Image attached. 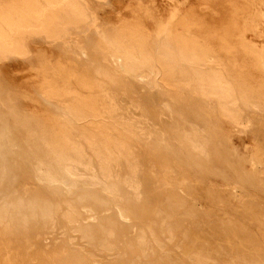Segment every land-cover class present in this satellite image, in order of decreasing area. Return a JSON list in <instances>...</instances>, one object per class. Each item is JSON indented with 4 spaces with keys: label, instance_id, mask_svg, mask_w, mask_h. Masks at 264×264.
<instances>
[{
    "label": "rangeland",
    "instance_id": "1",
    "mask_svg": "<svg viewBox=\"0 0 264 264\" xmlns=\"http://www.w3.org/2000/svg\"><path fill=\"white\" fill-rule=\"evenodd\" d=\"M79 1L89 16L58 39L28 29L22 56L0 49V264H264V0ZM184 11L205 64L179 56ZM123 30L148 36L151 67L107 58L102 35ZM59 122L82 157L58 146Z\"/></svg>",
    "mask_w": 264,
    "mask_h": 264
},
{
    "label": "bare ground",
    "instance_id": "2",
    "mask_svg": "<svg viewBox=\"0 0 264 264\" xmlns=\"http://www.w3.org/2000/svg\"><path fill=\"white\" fill-rule=\"evenodd\" d=\"M1 3V2H0ZM203 4H205V2L203 3ZM230 4V3H229ZM235 5V4H234ZM243 5V4H242ZM204 6V5H203ZM211 6V5H210ZM205 7H206V4H205ZM205 7H204V9H205ZM208 9H210V8H208ZM205 10H207V9H205ZM212 11V10H211ZM190 13V12H189ZM189 13L188 12H185L184 11V13L179 17V19L177 20V22H176V25L174 26V27H176V32H175V42H176V44H177V49H178V53H179V56H180V58L181 59H183V60H188V61H192V63L193 62H197V63H202L203 61L205 62V60H207V59H211V53L210 52H208L207 50H206V48H202L197 42H192L191 40H189V38H188V36L185 34V31H186V29H187V31H188V28L190 27L191 28V26L192 25H194L195 24V21H194V19H192L191 18V16L189 15ZM89 16V14H87V10H86V8L80 3V1L79 0H8V1H6V2H3V3H1L0 4V49H3V51L5 52H8V54H14V55H18V56H22L24 53H25V47H24V45H25V43H24V45H23V41H22V37L24 36L23 35V33L25 32V31H27L28 29H38V30H40V31H42V32H45L46 33V35H47V37L48 38H55V40H56V38L59 36V34L64 30V27L65 26H67L68 27V25L70 26V24H78V23H81V22H85V20L87 19V17ZM262 16V15H261ZM90 21V20H89ZM94 21V20H93ZM88 22V21H87ZM86 22V23H87ZM198 22V21H197ZM263 22H264V20H263ZM262 22V23H263ZM93 23H95V21L93 22ZM200 23V22H199ZM83 24V23H82ZM85 24V23H84ZM233 24H234V22H233ZM86 25V24H85ZM203 25V24H202ZM225 25V24H224ZM224 25H222V26H224ZM228 25V24H227ZM78 25H76L75 27H77ZM82 26V25H81ZM92 26V25H91ZM194 26H198V25H194ZM67 27H65V28H67ZM78 27H80V26H78ZM82 27H84V26H82ZM234 27H235V24H234ZM189 28V29H190ZM193 28V27H192ZM200 28V27H199ZM228 28V27H227ZM230 28H231V26H230ZM229 28V29H230ZM196 30H197V27L195 28ZM219 29V28H218ZM223 29V28H222ZM225 29H226V27H225ZM238 29V28H237ZM37 30V31H38ZM68 30V29H67ZM78 30V29H77ZM192 30V29H191ZM217 30V29H216ZM219 30H221V29H219ZM228 30V29H227ZM230 30H234L233 28L232 29H230ZM229 30V31H230ZM30 31V30H29ZM32 31V30H31ZM34 31V30H33ZM124 31V30H123ZM194 31V30H193ZM200 31V30H199ZM223 31V30H222ZM225 31V30H224ZM223 31V32H224ZM231 31V32H232ZM236 31V30H235ZM41 32V33H42ZM67 32V31H66ZM203 32V31H202ZM220 32V31H219ZM26 33V32H25ZM31 33V32H30ZM33 33V32H32ZM35 33V32H34ZM38 33V32H37ZM62 33H64V32H62ZM61 33V34H62ZM104 33V32H103ZM204 33V32H203ZM202 33V34H203ZM209 33V32H208ZM225 33H228V32H225ZM60 34V35H61ZM188 34V33H187ZM196 34H198V32L196 33ZM202 34H200V37L202 36ZM264 34V33H263ZM23 35V36H22ZM223 35V34H222ZM227 35V34H226ZM229 35H231V33L229 34ZM27 36V35H26ZM206 37H207V35H205ZM219 36V35H218ZM233 36V35H232ZM61 37V36H60ZM67 37V36H66ZM215 37V36H214ZM223 37V36H222ZM203 39H204V37H202ZM211 38H213V37H211ZM219 38V37H218ZM225 38H226V36H225ZM58 39V38H57ZM60 39V38H59ZM198 39V38H197ZM200 39V38H199ZM210 39V38H209ZM209 39H208V41H209ZM152 40V39H151ZM150 40V41H151ZM205 41H206V39H204ZM219 40V39H218ZM232 40V39H231ZM200 41V40H199ZM216 41H217V39H216ZM211 42H213V40L211 41ZM218 42V41H217ZM216 42V43H217ZM219 42H221V41H219ZM218 42V43H219ZM102 46H100L101 47V49L103 48V50H104V53L106 54V56H107V58H111L114 62L115 61H119L120 62V67H121V69L122 70H125V69H127L129 66H133L134 67V65H130V63L131 64H133L132 63V61H134V60H136V61H138L140 64L139 65H141L142 67L143 66H149V64L150 65H152L153 64V56H154V54H153V56H152V49H151V47H150V44H149V38H148V36L147 35H145L141 30H136V31H132V30H126V31H124V32H122V33H120L119 35L117 34V35H115V36H109L108 35V33H104L103 35H102ZM100 43V44H101ZM233 43V42H232ZM231 43V44H232ZM210 45H213V43L211 44L210 43ZM218 45V47H219V44H217ZM226 45V44H225ZM225 45H223V46H225ZM215 46V45H214ZM221 46H222V44H221ZM220 46V47H221ZM232 46V45H231ZM166 50H165V53H164V55L163 56H171L170 54H169V45H166ZM213 48H215V47H213ZM224 48V47H223ZM262 48V47H261ZM208 49V48H207ZM216 49V48H215ZM230 49V48H229ZM233 49H234V46H233ZM239 49V48H238ZM237 50V49H236ZM261 50V49H260ZM164 51V50H163ZM167 51H168V53H167ZM216 51V50H215ZM227 51V50H226ZM229 51V50H228ZM227 51V52H228ZM232 51V50H231ZM262 51V50H261ZM101 52H102V50H101ZM217 52H218V49H217ZM103 53V52H102ZM101 53V54H102ZM163 53V52H162ZM219 53V52H218ZM251 54V53H250ZM255 54V53H254ZM259 54V53H258ZM103 55L104 54H102V57H103ZM161 55V54H160ZM214 55V54H213ZM252 55V54H251ZM7 56V55H6ZM106 56H104L105 58H106ZM174 56V55H173ZM256 56V55H255ZM260 56H261V54H260ZM263 56V55H262ZM104 57L102 58V59H104ZM162 57V56H161ZM161 57H159V58H157L158 60L161 58ZM259 57V56H258ZM173 58V57H172ZM175 58V57H174ZM179 58V59H180ZM219 58V57H218ZM217 58V59H218ZM261 58H263V57H261ZM110 59V60H111ZM162 59H164V58H162ZM166 59V58H165ZM220 59H221V57H220ZM220 59H219V61H220ZM252 59H255V58H253L252 57ZM264 59V58H263ZM262 59V60H263ZM105 60V59H104ZM109 60V61H110ZM170 60H171V58H170ZM174 60V59H173ZM222 60V59H221ZM256 60V59H255ZM162 61H163V64H164V60H161V63H162ZM167 61V60H166ZM165 61V62H166ZM181 61V60H180ZM186 61H184L183 63L185 64V62ZM225 61V60H224ZM256 61H258V60H256ZM135 62V61H134ZM151 62H152V64H151ZM169 62L170 61H167V63H168V65H170L169 64ZM171 62H172V60H171ZM174 62H176V61H174ZM210 62V61H209ZM107 63H108V61H107ZM110 63V62H109ZM118 63V62H117ZM117 63H115V64H117ZM157 63L159 64L160 62L159 61H157ZM219 63V62H218ZM259 63V62H258ZM134 64H136V63H134ZM155 64V63H154ZM166 64V63H165ZM190 64H191V62H190ZM202 64H205V63H202ZM207 64H209V63H207ZM206 64V65H207ZM222 64V63H221ZM260 64V63H259ZM159 65H161V64H159ZM168 65H167V67H168ZM173 65H175V64H173ZM194 65H196V64H194ZM210 65V64H209ZM226 65V64H225ZM112 66V65H111ZM140 66V67H141ZM155 66V65H154ZM117 67H118V65H117ZM142 67L141 68H139L140 70L142 69ZM149 67H151V66H149ZM160 67H163V66H160ZM166 67V66H165ZM170 67H172V63H171V65H170ZM179 67V66H178ZM225 67V66H224ZM263 67V66H262ZM109 68V67H108ZM114 68V67H113ZM112 68V69H113ZM130 69H131V67H129ZM152 68H154V67H152ZM156 68V67H155ZM176 68V67H175ZM101 69V68H100ZM103 69H105L106 70V68H103ZM110 69V68H109ZM109 69H108V71H109ZM115 69V68H114ZM162 69H164V67L162 68ZM185 69V68H184ZM193 69V68H192ZM98 70V69H97ZM143 70V69H142ZM150 70H152L151 68H150ZM154 70V69H153ZM152 70V71H153ZM160 70V69H159ZM172 70V69H171ZM177 70H179V68L177 69ZM181 70H183V69H181ZM186 70V69H185ZM196 70V69H195ZM112 71V70H111ZM110 71V72H111ZM127 71V70H126ZM135 71V70H134ZM137 71V70H136ZM139 71V70H138ZM144 71V70H143ZM142 71V72H143ZM146 71H148V70H146ZM155 71H157V70H155ZM164 71H166L165 69H164ZM175 71V70H174ZM191 71V70H190ZM221 71V70H220ZM97 72H100L99 70L97 71ZM110 72H109V74H110ZM117 72V71H116ZM124 72V71H123ZM131 72H133V71H131ZM140 72V71H139ZM149 72V71H148ZM180 72H182V71H180L179 70V73ZM188 72V71H187ZM192 72V71H191ZM198 72V71H197ZM218 72V71H217ZM216 72V73H217ZM222 72V71H221ZM226 72H229L228 70L226 71ZM253 72V71H252ZM115 73V72H114ZM114 73H112V74H114ZM120 73H122L121 72V70H120ZM126 73V72H125ZM130 73V72H129ZM153 73H154V71H153ZM165 73H167V72H165ZM174 73V72H173ZM182 73H185V72H182ZM189 73V72H188ZM201 73V72H200ZM199 72H198V75L200 74ZM111 74V75H112ZM116 74V73H115ZM114 74V75H115ZM132 74V73H131ZM133 74H135V72L133 73ZM142 74V73H141ZM146 74H149V73H146ZM175 74V73H174ZM204 74V73H203ZM231 74V73H230ZM230 74L228 75V76H230ZM98 75H99V73H98ZM108 75V74H107ZM107 75H105V76H107ZM111 75H110V77H111ZM118 75V74H117ZM116 75V76H117ZM138 75V74H137ZM145 74H143V76H144ZM181 75V78H182V74H180ZM184 75V74H183ZM187 75V74H186ZM197 75V74H196ZM202 75V74H201ZM201 75H199V76H201ZM206 75H208V74H206ZM214 75H215V73H214ZM222 75V74H221ZM227 75V74H226ZM233 75V74H232ZM231 75V76H232ZM102 76H104V75H102ZM115 76V77H116ZM176 76H177V74H176ZM191 76V75H190ZM203 76V75H202ZM213 76V75H212ZM223 76V75H222ZM230 76V78H231V80H232V78L233 77H231ZM115 77H114V79H115ZM168 77V76H167ZM172 76H170V77H168V78H171ZM178 77V76H177ZM184 77V76H183ZM189 77V76H188ZM197 77V76H196ZM205 77V76H204ZM209 77H211V76H209ZM214 77V76H213ZM216 77V76H215ZM112 78V77H111ZM118 78V77H117ZM119 78H120V76H119ZM122 78V77H121ZM145 78V77H144ZM190 78V77H189ZM188 78V79H189ZM200 78H202V77H200ZM206 78V77H205ZM205 78H202V79H205ZM217 78H219V77H217ZM222 79V78H221ZM171 80H172V78H171ZM175 80V78L173 79V81ZM184 80V79H183ZM190 80V79H189ZM192 80V79H191ZM210 80V79H209ZM213 80V79H212ZM227 79H225V81H226ZM234 81H235V79H233ZM232 80V81H233ZM238 80H240V79H238ZM176 81V80H175ZM178 81V80H177ZM193 81H194V78H193ZM200 81H201V79H200ZM223 82H224V79L222 80ZM204 81L202 80V82L201 83H203ZM236 82V81H235ZM239 82V81H238ZM237 82V83H238ZM244 82V84L246 85V81H243ZM243 82H241V83H243ZM207 83V82H206ZM212 83V85L213 86H215V85H218V79H214L212 82H210V84ZM222 83V82H221ZM220 83V84H221ZM248 83V82H247ZM226 84V83H225ZM228 84H229V82H228ZM227 84V85H228ZM231 84V83H230ZM240 84V83H239ZM198 85H200V84H198ZM208 85V84H207ZM222 85H224V83H222ZM200 86H202V85H200ZM200 86H198V87H200ZM219 86V85H218ZM235 86H237V85H235ZM248 86V84L246 85V87ZM203 87V86H202ZM216 87V86H215ZM229 87V86H228ZM234 87V86H233ZM243 87H245L244 85H243ZM245 87V88H246ZM250 87V86H249ZM248 87V88H249ZM201 88V87H200ZM206 88V87H205ZM208 88V87H207ZM211 87H209V89H210ZM214 88V87H213ZM213 88H212V91H214L213 90ZM217 88V87H216ZM215 88V89H216ZM221 88V87H220ZM224 88V87H223ZM231 89H234V88H231ZM222 91V90H220V89H218L217 88V91ZM230 90V89H229ZM239 90H240V88H239ZM246 91V89H243L242 90V92H245ZM247 90H249V89H247ZM207 91V90H206ZM217 91H215V92H217ZM227 91V90H226ZM201 92H202V89H201ZM236 92V91H235ZM248 93H250L249 91H247ZM204 93V92H203ZM214 93V92H213ZM212 93V94H213ZM220 93V92H219ZM221 93H223V92H221ZM220 93V94H221ZM241 93V92H240ZM207 94V93H206ZM215 94V93H214ZM232 94V93H231ZM238 94H239V92H238ZM217 95H219V94H217ZM222 95V94H221ZM239 95H241V94H239ZM242 95H243V97H246L248 94H246V96H245V94L244 93H242ZM216 96V95H215ZM233 96V95H232ZM221 97V96H220ZM83 101L81 102L82 103V105L81 106H79V104L77 105V104H75V105H77L75 108H74V111H71L77 118L78 117H82V116H84V114L86 113V111L87 110H85V113H84V107L87 105L88 106V109H89V107L90 108H92V106L93 105H90L89 103H87L83 98H81ZM220 99V98H219ZM234 99V96H233V98H232V100ZM241 99H243V98H241ZM247 99V98H246ZM222 100V99H221ZM226 100H228V99H226ZM245 100V99H244ZM79 101V100H78ZM89 101V100H88ZM223 101V100H222ZM222 101H220V103L222 102ZM225 101V100H224ZM234 101V100H233ZM75 102V101H74ZM91 102V101H90ZM93 102V101H92ZM227 102V101H226ZM228 102H229V100H228ZM232 102V101H231ZM80 103V102H79ZM238 103V102H237ZM245 103V102H244ZM72 106H73V104H71ZM221 105V104H220ZM227 105V104H226ZM229 105V104H228ZM71 106V107H72ZM86 106V107H87ZM85 107V108H86ZM94 107V106H93ZM97 107V106H96ZM95 107V108H96ZM229 107H233V106H229ZM235 107V106H234ZM93 109L96 113L97 112H99L98 110L96 111V109ZM223 108V107H222ZM236 108V107H235ZM67 109H72V108H67ZM224 109V108H223ZM226 109H228V106L226 107ZM240 109V108H239ZM90 110V109H89ZM11 111V110H10ZM93 111V112H94ZM228 111H231L230 109L228 110ZM69 113V112H68ZM95 113V114H96ZM94 114V113H93ZM224 114H225V111H224ZM227 114H228V112H227ZM227 114H225V115H227ZM237 114V113H236ZM69 115H70V113H69ZM72 115V114H71ZM73 115V116H74ZM89 116H91V115H89ZM92 116H94V115H92ZM96 116V115H95ZM98 116H99V114H98ZM97 116V117H98ZM228 116V115H227ZM54 118V117H53ZM58 118V117H57ZM90 118V117H89ZM95 118V117H94ZM231 118H233V117H231ZM235 118V117H234ZM25 119V118H24ZM61 119V118H60ZM74 119V118H73ZM82 119V118H81ZM88 120V118H84V120ZM64 120V119H63ZM66 120V119H65ZM80 120V119H79ZM55 121V120H54ZM58 121H60L59 119H58ZM70 121V120H69ZM76 121V120H75ZM78 121V120H77ZM96 121H97V119H96ZM109 121V120H108ZM99 122V121H98ZM62 122H59V123H57V124H61ZM70 123V122H69ZM71 123H74V121L72 122L71 121ZM100 123V122H99ZM53 124V123H52ZM63 124V123H62ZM67 124V123H66ZM126 124V123H125ZM96 125H99L98 123L96 124ZM127 125V124H126ZM41 126V125H40ZM61 126V125H60ZM71 126V125H70ZM70 126L68 125V126H65L64 127V124H63V127L61 126V128H62V135L58 138V140H57V138H56V140H57V144H58V146L64 151V153L65 154H78V155H80L81 156V154L83 155V150H82V148L84 149V147H82V146H80V143L82 142H79L78 143V141H76L77 140V138H76V140L74 139L75 137H76V135H75V137H74V135H73V137L74 138H71V132L72 131H70ZM74 126V125H73ZM90 126V125H89ZM95 126V125H94ZM94 126H92V127H94ZM124 126V125H123ZM42 127V126H41ZM46 127V126H45ZM52 127H53V125H52ZM56 127H58V126H56ZM72 127V126H71ZM79 127V126H78ZM82 127H83V124H82ZM97 127V126H96ZM100 127H102V126H100ZM106 127V126H105ZM105 127L103 128V129H105ZM119 127V126H118ZM125 127V126H124ZM134 127V126H133ZM76 128H77V126H76ZM76 128H74V129H72V130H75ZM81 128V127H80ZM98 128V127H97ZM129 128V127H128ZM46 129H48V127L46 128ZM53 129H55V127L53 128ZM57 129V128H56ZM84 129H86V128H84ZM100 129V128H99ZM107 129V128H106ZM120 129H122V128H120ZM58 130V129H57ZM81 130V129H80ZM91 130V129H90ZM101 130V129H100ZM112 132H113V134H114V130H116V129H113L112 128ZM124 130V129H123ZM53 131V130H52ZM59 131V130H58ZM86 131V130H85ZM105 131V130H104ZM108 131V130H107ZM118 131V129L115 131V133H118L117 132ZM48 132H50V131H48ZM54 132V131H53ZM53 132H51V133H53ZM57 132V131H56ZM89 132V131H88ZM91 132V131H90ZM89 132V133H90ZM127 132V131H126ZM78 133V132H77ZM76 133V134H77ZM121 133V132H120ZM49 134V133H48ZM59 134V133H58ZM58 134H57V136H58ZM75 134V133H74ZM78 134H80V133H78ZM78 134H77V136H78ZM103 134V133H102ZM123 134V133H122ZM50 135V134H49ZM84 134H82V136H83ZM88 135V134H87ZM94 135V134H93ZM92 135V136H93ZM96 135V134H95ZM107 135H109V134H107ZM106 135V136H107ZM116 135V134H115ZM114 135V136H115ZM128 135V134H127ZM127 135H124V137L126 138L127 137ZM44 136V135H43ZM47 136V135H46ZM55 136V135H54ZM81 136V137H82ZM84 136H86V135H84ZM83 136V137H84ZM89 136V135H88ZM99 136V135H98ZM100 136H102L101 134H100ZM105 136V137H106ZM90 137V136H89ZM88 137V138H89ZM94 137V136H93ZM104 137V138H105ZM112 137V136H111ZM47 138H49L48 136H47ZM52 138V137H51ZM55 138V137H54ZM87 138V137H86ZM95 138H96V136H95ZM98 138V137H97ZM101 139V141H102V137H100ZM108 138V137H107ZM115 138V137H114ZM120 138V137H119ZM119 138H117V139H119ZM204 138V137H203ZM79 139H80V137H79ZM82 139V138H81ZM121 139H123V136H122V138ZM54 140V139H53ZM52 140V141H53ZM84 140V139H83ZM87 140V139H86ZM94 139L92 138V141H93ZM51 141V142H52ZM106 142H107V139L105 140ZM105 141H104V143H105ZM118 141V140H117ZM123 141L124 142H126V140H124L123 139ZM123 141H122V143H123ZM50 142V143H51ZM89 141L87 140L86 141V143H88ZM90 142H91V138H90ZM98 142V141H97ZM112 142V141H111ZM114 142V141H113ZM116 142V141H115ZM119 142V141H118ZM103 143V142H102ZM117 143V142H116ZM95 144V143H94ZM98 144V143H97ZM107 146H109V142L108 143H105ZM114 144V143H113ZM118 144V143H117ZM49 145V147L51 146L50 144H48ZM87 145V144H86ZM90 145V144H89ZM99 145V144H98ZM122 145V144H121ZM93 146V145H92ZM92 146H90V147H92ZM94 146H96V145H94ZM100 146H101V144H100ZM110 146H112V144L110 145ZM123 146H125V145H123ZM89 147V148H90ZM105 148H107L106 146H104ZM115 147H117V145L115 146ZM114 147V148H115ZM126 147V146H125ZM104 148V149H105ZM120 148V147H119ZM121 148H124V147H121ZM98 149V148H97ZM101 150H103V148L101 149ZM109 150V149H108ZM112 150H113V148H112ZM119 150V149H118ZM121 150V149H120ZM44 151V150H43ZM49 151V150H48ZM83 151V152H82ZM88 151V150H87ZM91 151H92V149H91ZM91 151H89V152H91ZM96 151V150H95ZM94 150H93V152H95ZM98 151H100V150H98ZM98 151H96L97 153H98ZM109 151H111V149L109 150ZM125 151V150H124ZM123 151V152H124ZM53 152V151H52ZM61 152V151H60ZM92 152V153H93ZM95 152V153H96ZM115 153V152H114ZM114 153H113V155H114ZM59 154V153H58ZM85 154V153H84ZM87 154V153H86ZM85 154V155H86ZM101 154V153H100ZM106 154V153H105ZM105 154H102L103 156L105 155ZM107 154H109V153H107ZM121 154V153H120ZM119 154V155H120ZM84 155V156H85ZM93 155V154H92ZM99 155V154H98ZM110 158L112 157V153H110ZM117 155L118 154H116L115 156L117 157ZM53 156V155H52ZM58 156V155H57ZM68 156V155H67ZM83 156V157H84ZM95 156H97V155H95ZM103 156H102V158H103ZM105 156H107V155H105ZM59 157V156H58ZM82 157V156H81ZM99 157V156H98ZM55 158H56V156H55ZM60 158V157H59ZM96 158V157H95ZM107 158V157H106ZM109 158V157H108ZM117 158H119V157H117ZM52 159V158H51ZM58 159V158H57ZM68 159V158H67ZM100 159V158H99ZM113 159V158H112ZM65 160V159H64ZM98 160V159H97ZM109 160V159H108ZM63 161V160H62ZM66 161V160H65ZM80 161V160H79ZM82 161V160H81ZM80 161V162H81ZM99 161V160H98ZM103 161V160H102ZM116 161H117V159H116ZM84 162V161H83ZM106 162V161H105ZM110 162V161H109ZM115 162V161H114ZM113 162V163H114ZM104 164V163H103ZM106 164H107V162H106ZM105 164V165H106ZM255 165V164H254ZM102 166V165H101ZM107 166V165H106ZM103 167V166H102ZM108 167V166H107ZM103 171V170H102ZM109 170L107 169V171L106 172H108ZM181 198V197H180ZM22 200V199H21ZM25 200V199H24ZM37 200V199H36ZM178 200H179V198H178ZM177 201V200H176ZM184 201V200H183ZM221 201V200H220ZM20 202V201H19ZM26 202V201H25ZM35 202V201H34ZM39 202V201H38ZM178 202V201H177ZM182 202V201H181ZM5 204H8L7 202L5 203ZM17 204V207H18V203H16ZM20 204V203H19ZM23 204V203H22ZM29 204V203H28ZM33 203H31V205H32ZM107 204V203H106ZM179 204H180V202H179ZM35 205V204H34ZM39 205H40V203H39ZM45 205V204H44ZM1 206V205H0ZM14 206H15V204H14ZM21 206V205H20ZM176 206V205H175ZM4 207V206H3ZM6 207H7V205H6ZM21 207H23V206H21ZM20 207V208H21ZM26 207V206H25ZM30 207V206H29ZM8 208H10V207H8ZM44 209H45V206L43 207ZM252 208V207H251ZM5 209V208H4ZM43 209V210H44ZM26 210V209H25ZM2 211V210H1ZM1 211H0V213H1ZM5 211V210H4ZM3 211V212H4ZM33 211V210H32ZM6 212V211H5ZM45 212V211H44ZM2 214V213H1ZM0 214V215H1ZM4 214V213H3ZM82 214V213H81ZM80 214V215H81ZM2 217V216H1ZM0 217V218H1ZM26 217V216H25ZM89 217V216H88ZM203 252H201V254H202ZM207 253H209V250H208V252ZM211 253H212V251H211ZM215 253H217L216 251H215ZM219 253V252H218ZM217 253V254H218ZM236 253V252H235ZM200 254V255H201ZM234 254V253H233ZM237 254V253H236ZM196 255L197 254H195V256L193 257V258H195L196 257ZM212 254H210V256H211ZM247 255V254H246ZM68 256V255H67ZM76 256H78V255H76ZM204 257H205V255H203ZM207 256V255H206ZM218 256V255H217ZM227 256V255H226ZM237 256V255H236ZM235 256V257H236ZM201 257V256H200ZM200 257H197V259L198 258H200ZM203 257V258H204ZM209 257V256H208ZM215 257V256H214ZM240 257V256H239ZM251 257V256H250ZM69 258V257H68ZM217 258V257H216ZM220 258V257H219ZM224 258H226L225 256H224ZM237 258V257H236ZM245 258V257H244ZM247 258V257H246ZM73 258H71V260H72ZM81 259V258H80ZM215 259V258H214ZM222 259V258H221ZM228 259H229V257H228ZM54 260V259H53ZM67 260V259H66ZM70 260V261H71ZM77 260V259H76ZM195 260H196V258H195ZM199 260H203L202 259V257H201V259H199ZM198 260V261H199ZM205 260V259H204ZM208 261H210V259H207ZM219 260V259H218ZM245 260H247V259H245ZM252 260V259H251ZM255 260V259H254ZM61 262H62V258H61V260H60ZM201 261H199V263L201 262ZM216 261H217V259H216ZM220 261V260H219ZM236 261V260H235ZM238 261H240V259H238ZM237 261V262H238ZM256 261V260H255ZM55 262V261H54ZM67 262V261H66ZM83 262V261H82ZM232 262V261H231ZM245 262V261H244ZM249 262V261H248ZM253 262V261H252ZM263 262V261H262ZM71 263V262H70ZM207 263V262H206ZM209 263V262H208ZM212 263V262H211ZM229 263V262H228ZM251 263V262H250ZM52 264H53V262H52ZM62 264V263H61ZM65 264V263H64ZM69 264V263H68ZM192 264H194L193 262H192ZM225 264H227V262H225ZM242 264H243V262H242ZM245 264H246V262H245ZM249 264V263H248ZM252 264V263H251ZM260 264V263H259Z\"/></svg>",
    "mask_w": 264,
    "mask_h": 264
}]
</instances>
